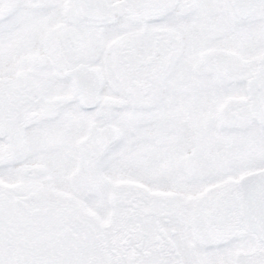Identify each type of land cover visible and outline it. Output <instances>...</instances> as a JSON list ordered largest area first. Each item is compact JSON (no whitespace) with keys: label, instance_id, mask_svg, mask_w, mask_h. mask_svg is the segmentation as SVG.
<instances>
[{"label":"snow or ice","instance_id":"obj_1","mask_svg":"<svg viewBox=\"0 0 264 264\" xmlns=\"http://www.w3.org/2000/svg\"><path fill=\"white\" fill-rule=\"evenodd\" d=\"M0 264H264V0H0Z\"/></svg>","mask_w":264,"mask_h":264}]
</instances>
